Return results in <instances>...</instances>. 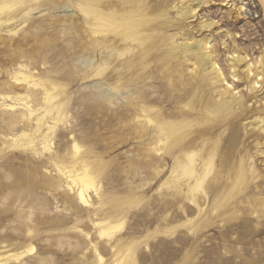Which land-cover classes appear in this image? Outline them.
Masks as SVG:
<instances>
[{
    "label": "rangeland",
    "instance_id": "obj_1",
    "mask_svg": "<svg viewBox=\"0 0 264 264\" xmlns=\"http://www.w3.org/2000/svg\"><path fill=\"white\" fill-rule=\"evenodd\" d=\"M59 1L53 9L17 5L0 27V86L10 87L24 65L51 89L64 116H47L37 131L36 117L9 126L20 110L0 107V250L22 253L8 264H264V0H143L156 20L158 48L144 69L118 66L121 75L102 81L84 78L91 57L68 30L77 9ZM196 43L208 64L184 49ZM43 86L40 117L50 106ZM142 97L168 119L193 102L191 121L209 128L206 153L219 144V152L243 158L246 183L207 182L198 191L181 183L177 191L157 152L156 165L138 166L150 159L132 111ZM206 102L219 116L205 112ZM29 137L31 146H19ZM83 162L94 178L87 202L63 175L82 172ZM215 165L210 177H221L224 168Z\"/></svg>",
    "mask_w": 264,
    "mask_h": 264
},
{
    "label": "bare ground",
    "instance_id": "obj_2",
    "mask_svg": "<svg viewBox=\"0 0 264 264\" xmlns=\"http://www.w3.org/2000/svg\"><path fill=\"white\" fill-rule=\"evenodd\" d=\"M67 1L71 3V7L77 9L76 16L71 19V23L68 25L71 37L74 44H76L75 46L91 57L90 60L85 61L87 68L84 74L85 79L102 81L109 79L110 74L121 75L122 71L118 66L132 71L146 67L147 59L158 48V44L153 41L157 32L153 27L156 20L148 14L146 7L143 5V0ZM28 4H30V7H28L30 10L53 9L56 5H61L59 0H0V27L7 25L13 19L11 13L13 7ZM44 20L49 21V18L44 17ZM169 43L168 38H162L163 45ZM188 48L197 51L196 62L199 65L208 64L204 54L200 53L202 47L199 44L184 46L185 50ZM111 51L114 52L109 54ZM20 57H22L21 54ZM112 62H114L113 66L111 65ZM212 65L215 66L216 64L213 63ZM18 67L12 76L15 82L8 88L4 85L0 86V107H3L4 110H20L18 114L15 112L10 113L14 117L9 122V126L14 123H26L24 116L28 118L36 117L37 131H40L41 125L46 122L44 119L47 116H49V120H55L54 122L63 120V107L61 103H57L51 89L46 88L45 83L40 79L24 72V65H18ZM172 74V71H169L166 76L169 85H173ZM41 86L45 89L43 92L45 104L50 106L45 109L40 117L41 113H38L40 109L37 106H39L38 91ZM118 87L120 86H116L117 89ZM19 89H26L27 94L16 91ZM9 93L15 94L11 95ZM31 96L32 99L29 100ZM30 101L33 104H30ZM140 101L143 104L140 107L134 105L132 111L135 119L141 123L137 128V136L140 139L148 136L145 154L150 159L138 160L136 163L138 166L156 165L153 155L154 152H157L169 164L168 169L171 172L168 182L177 191H179L178 185H181V183L188 184V187L193 191L203 188L207 182H210V186L214 188H218L223 183L222 181L226 182L227 180H232L236 186L246 183L249 177L243 169V158L240 161H235V155L228 152H219V144H215L214 149L210 153H206L205 147L209 144L207 138L209 128L208 126L200 128L198 127L199 122L191 121V113L196 110L193 102H190L189 109L181 110L178 119H168L170 115L160 111V109L155 110L146 98L142 97ZM203 104L205 105L203 107L205 112L210 110L209 112L214 114L215 117L219 116L220 111H212L210 102ZM7 113L5 112V114ZM47 127L54 130L56 126L50 124ZM24 135L26 136V134ZM29 138L27 143L21 142L19 146L26 144L31 146L33 139ZM44 149L50 151L51 142L45 143ZM74 149L76 156L79 147L75 144ZM218 161L224 168L223 175L221 177L218 175L210 177ZM80 165L82 172L73 175L68 174L69 171H65L63 175L71 177V181L80 186L79 197L83 202H87L85 194L87 188L94 185V178L88 172L87 163L83 162ZM232 168L239 171L235 176L230 175ZM159 173L158 170L157 174ZM253 179L255 178L253 177ZM204 194L207 195L206 190H204ZM111 228L113 226L110 223L106 224L101 228V233H107L108 229ZM21 254L0 250V264H8L11 258L18 259Z\"/></svg>",
    "mask_w": 264,
    "mask_h": 264
}]
</instances>
